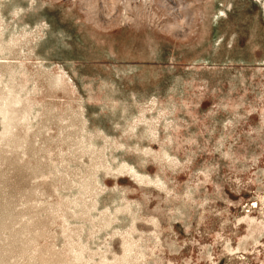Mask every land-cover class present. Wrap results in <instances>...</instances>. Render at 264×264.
<instances>
[{"label":"rangeland","instance_id":"obj_1","mask_svg":"<svg viewBox=\"0 0 264 264\" xmlns=\"http://www.w3.org/2000/svg\"><path fill=\"white\" fill-rule=\"evenodd\" d=\"M0 264H264V0H0Z\"/></svg>","mask_w":264,"mask_h":264}]
</instances>
